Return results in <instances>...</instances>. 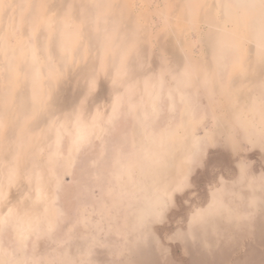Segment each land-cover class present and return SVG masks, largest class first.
I'll return each mask as SVG.
<instances>
[{
	"label": "rangeland",
	"instance_id": "374dc122",
	"mask_svg": "<svg viewBox=\"0 0 264 264\" xmlns=\"http://www.w3.org/2000/svg\"><path fill=\"white\" fill-rule=\"evenodd\" d=\"M0 264H264V0H0Z\"/></svg>",
	"mask_w": 264,
	"mask_h": 264
},
{
	"label": "crops",
	"instance_id": "0c3cea01",
	"mask_svg": "<svg viewBox=\"0 0 264 264\" xmlns=\"http://www.w3.org/2000/svg\"><path fill=\"white\" fill-rule=\"evenodd\" d=\"M233 1L239 2L241 4V6H246V7H252V5L259 4L261 2V0H233ZM224 10H226V8ZM236 261L237 262H244L245 260L243 261V258L240 257V258H237Z\"/></svg>",
	"mask_w": 264,
	"mask_h": 264
},
{
	"label": "bare ground",
	"instance_id": "6f19581e",
	"mask_svg": "<svg viewBox=\"0 0 264 264\" xmlns=\"http://www.w3.org/2000/svg\"><path fill=\"white\" fill-rule=\"evenodd\" d=\"M170 166H172V165H170ZM169 169V168H168ZM171 172V171H170ZM170 175H172V178H174L175 177V172L174 171H172L171 173H170ZM155 178H159V177H157V175L156 176H154ZM170 177V176H169ZM176 178V177H175ZM161 178H159L158 180H160ZM170 180H172L171 179V177H170ZM169 181V180H168ZM160 181H157V183H159ZM158 186V185H157ZM159 187V186H158ZM167 187H169V186H167Z\"/></svg>",
	"mask_w": 264,
	"mask_h": 264
}]
</instances>
